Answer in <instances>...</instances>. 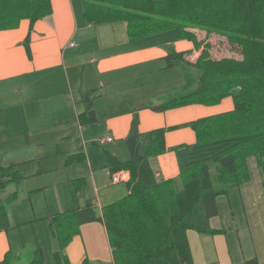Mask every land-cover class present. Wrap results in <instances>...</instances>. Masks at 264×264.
I'll return each mask as SVG.
<instances>
[{
	"label": "crops",
	"instance_id": "obj_1",
	"mask_svg": "<svg viewBox=\"0 0 264 264\" xmlns=\"http://www.w3.org/2000/svg\"><path fill=\"white\" fill-rule=\"evenodd\" d=\"M51 2L52 14L37 21L31 32L32 59L24 46L29 20H22L16 29L0 31V83L17 82L25 93L31 90L42 115L33 119L28 135L44 146L45 140L53 141L51 145L65 141L71 154L89 157L86 182L99 198L101 188L106 187L101 179L108 168V153L123 159L117 141L136 132L181 126L167 131L168 150L150 158L158 181L178 178L175 149L196 142L194 130L185 124L233 108L232 99L226 98L223 105L210 108L195 104L163 112L155 109L187 87V62L198 59L194 43L181 39L176 31L134 40L126 22L88 24L81 0ZM72 42L75 47L70 46ZM171 52L189 54L171 65L167 60ZM93 112L95 120H91ZM106 133L114 142L104 150L105 162L101 155L91 161L94 135ZM247 165L249 180L230 191L228 208L222 209L218 201L220 214L210 222L222 232L188 231L194 264H245L253 258L264 264V173L254 156L247 159ZM99 206L96 213L101 217L104 206ZM14 249L9 231L1 230L0 261L15 254ZM63 254L67 264H114L104 222L81 225Z\"/></svg>",
	"mask_w": 264,
	"mask_h": 264
},
{
	"label": "trees",
	"instance_id": "obj_2",
	"mask_svg": "<svg viewBox=\"0 0 264 264\" xmlns=\"http://www.w3.org/2000/svg\"><path fill=\"white\" fill-rule=\"evenodd\" d=\"M81 1L88 24L126 22L134 40L176 31L198 49L200 42L187 29L201 21L243 45L241 61H214L205 49L194 65L201 70L198 89L169 97L155 108L163 112L190 104L215 106L226 98L233 100L231 110L185 124L194 130L196 142L175 149L178 178L158 181L150 158L168 150L167 131L181 126L136 132L125 140L128 160L108 153L107 169H126L131 173L127 196L105 205L101 217L89 202L84 208L53 219V223H58L62 249L81 225L103 221L114 264H194L188 231L222 232L210 223L220 214L218 199L228 197L232 189L249 180V157H256L264 173V0ZM52 11L51 0H0V31L16 29L22 20H29L30 34L24 46L32 59L31 32L35 23ZM186 54L189 53L171 52L167 60L172 65ZM91 120H95L94 112ZM20 179L12 166L0 167V193ZM16 199L14 193L7 202ZM9 227L7 207L0 200V231ZM11 262L12 256L7 254L0 264ZM31 264H45L42 249ZM245 264L260 263L253 258Z\"/></svg>",
	"mask_w": 264,
	"mask_h": 264
},
{
	"label": "rangeland",
	"instance_id": "obj_3",
	"mask_svg": "<svg viewBox=\"0 0 264 264\" xmlns=\"http://www.w3.org/2000/svg\"><path fill=\"white\" fill-rule=\"evenodd\" d=\"M187 30L200 42L198 59L207 49L214 61L243 60L244 48L240 40L218 33L201 21L198 26L192 25ZM198 59L192 63L187 62L188 85L182 90V95L198 89L201 70L194 66ZM33 97L31 90L25 93L17 82L0 83V167L12 166L21 178L18 183L11 182L0 193V200L6 204L11 222L8 231L15 247L12 264H31L40 249L44 253L45 264H65L66 257L60 248L58 223H53L54 217L84 208L87 201H92L96 212H99V204L105 206L111 200L114 202L127 196L128 185L111 184L104 171L101 183L106 187L101 188L98 198L94 187L86 182L90 176L86 166L89 157L77 156L75 151L71 154V147L65 145V141L51 145L53 141L45 140L44 146L35 137L28 135L27 131L34 127L33 119L42 116L39 105L32 101ZM231 101L230 107L233 105ZM191 105L195 104L187 106ZM26 120L29 125H26ZM94 136L96 139L90 144L93 152L90 159L98 161L101 155L102 162H105L104 150H109L110 143L99 146L95 143L99 137ZM116 145L123 157L121 160H126L129 152L125 140L117 141ZM14 193L17 199L7 202ZM218 201L222 209L229 207L226 197H219Z\"/></svg>",
	"mask_w": 264,
	"mask_h": 264
},
{
	"label": "built area",
	"instance_id": "obj_4",
	"mask_svg": "<svg viewBox=\"0 0 264 264\" xmlns=\"http://www.w3.org/2000/svg\"><path fill=\"white\" fill-rule=\"evenodd\" d=\"M70 46L75 47L76 43L72 42ZM110 142H114V137L106 133L101 135L95 143L104 146ZM106 174L110 178L112 184L128 183L131 179V173L126 169H119L117 171L107 169Z\"/></svg>",
	"mask_w": 264,
	"mask_h": 264
}]
</instances>
